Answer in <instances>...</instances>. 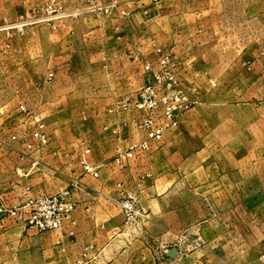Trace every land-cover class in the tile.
Wrapping results in <instances>:
<instances>
[{
	"label": "rangeland",
	"instance_id": "rangeland-1",
	"mask_svg": "<svg viewBox=\"0 0 264 264\" xmlns=\"http://www.w3.org/2000/svg\"><path fill=\"white\" fill-rule=\"evenodd\" d=\"M132 63L143 82L125 85ZM148 80L187 105L158 140L132 123ZM131 129L145 137L124 146ZM106 131L130 172L113 200L123 228L97 264H264V0H0V179L14 192L0 206L69 189L75 209L71 177ZM9 225L51 232L0 213V235Z\"/></svg>",
	"mask_w": 264,
	"mask_h": 264
},
{
	"label": "crops",
	"instance_id": "crops-1",
	"mask_svg": "<svg viewBox=\"0 0 264 264\" xmlns=\"http://www.w3.org/2000/svg\"><path fill=\"white\" fill-rule=\"evenodd\" d=\"M122 27H118L120 30ZM127 28V27H126ZM130 32L129 27L125 29ZM140 31V29H139ZM141 45V38L136 42ZM140 50V49H139ZM120 52L121 47L115 48ZM116 52L114 56H116ZM130 64L129 73L124 76L122 82L125 85L138 80L143 82V73L140 66ZM137 67L138 71L133 67ZM136 78V79H135ZM119 87L107 95L111 99L115 98L121 92H117ZM129 90V89H123ZM125 91L123 93H126ZM109 97V99H110ZM121 120L111 117L107 123L109 128L118 126ZM100 132V130L98 129ZM108 137L104 140L98 137L91 144L89 162L98 171V178L89 173L82 172L81 176H72L74 183L73 196L76 207L69 220H66L63 227L48 234L39 235H18L17 228L8 226L12 230L10 235H0V264H8L7 261L16 262L18 259L26 260V264H97L105 256L106 246L113 241L114 237L120 235L123 228L122 215L120 210L114 204L113 200L120 197V189L125 184V176L129 169L120 171L112 161L116 139L109 131H106ZM111 134V135H110ZM142 131L129 130L124 135L122 141L124 146L129 143L144 139ZM12 148V146H10ZM11 153V152H10ZM13 157L10 156V160ZM139 158L135 160L138 162ZM9 157L0 158L1 171L8 165ZM13 163V162H12ZM13 167L10 166V169ZM1 176V175H0ZM2 177V176H1ZM6 180L0 179V196L9 198L13 196V188ZM124 181V182H123ZM70 231L73 234H70ZM19 244H22L19 247ZM10 251L6 257V253ZM87 248V249H86ZM8 250V251H7ZM88 250L87 259L83 253Z\"/></svg>",
	"mask_w": 264,
	"mask_h": 264
},
{
	"label": "built area",
	"instance_id": "built-area-1",
	"mask_svg": "<svg viewBox=\"0 0 264 264\" xmlns=\"http://www.w3.org/2000/svg\"><path fill=\"white\" fill-rule=\"evenodd\" d=\"M117 0H114L116 3ZM161 62L164 65H169L171 59L168 55L161 53ZM147 66L153 70V67L148 63ZM53 73L47 75V79L51 81ZM168 82H173V79L168 78ZM174 83V82H173ZM148 85V86H147ZM168 89L169 86H168ZM187 105H180L179 108L171 106L168 96H161L152 86V82L148 80L146 86L138 93V99L134 104V118L132 123L138 128L146 132L151 140H158L164 132L169 128H173L179 124L182 109ZM142 112V116L141 113ZM34 136L43 145L47 143L46 136L41 131H35ZM140 148H148L146 143H139ZM133 148V147H131ZM90 152L86 149V153ZM125 158L121 153L117 156L116 162L120 163ZM82 167L84 173H89L94 177L98 176V172L89 163L83 161ZM125 211H128V206H124ZM74 204L71 201V190L64 189L53 195H41L35 198H29L20 205L12 208L0 206V213L7 216H14L16 220L28 228L36 229L37 231H53L61 229L66 220H69ZM130 209V208H129ZM70 234H73L70 231Z\"/></svg>",
	"mask_w": 264,
	"mask_h": 264
}]
</instances>
